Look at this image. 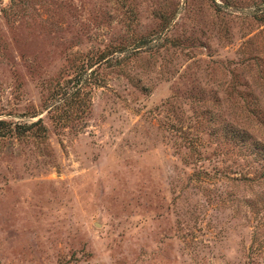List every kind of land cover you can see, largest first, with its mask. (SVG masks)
<instances>
[{"label":"rangeland","instance_id":"1","mask_svg":"<svg viewBox=\"0 0 264 264\" xmlns=\"http://www.w3.org/2000/svg\"><path fill=\"white\" fill-rule=\"evenodd\" d=\"M263 165L264 0H0V264H264Z\"/></svg>","mask_w":264,"mask_h":264},{"label":"trees","instance_id":"2","mask_svg":"<svg viewBox=\"0 0 264 264\" xmlns=\"http://www.w3.org/2000/svg\"><path fill=\"white\" fill-rule=\"evenodd\" d=\"M63 118H64V116H63ZM36 124H37V122H36ZM35 125V124H34ZM262 168H264V165L262 166ZM263 174H264V170H263V172H262Z\"/></svg>","mask_w":264,"mask_h":264}]
</instances>
